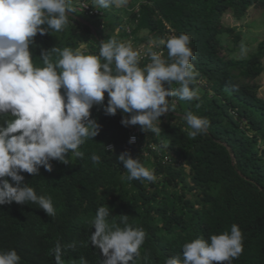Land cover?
<instances>
[{"label":"trees","instance_id":"1","mask_svg":"<svg viewBox=\"0 0 264 264\" xmlns=\"http://www.w3.org/2000/svg\"><path fill=\"white\" fill-rule=\"evenodd\" d=\"M262 5L264 0H127L124 23L89 2L100 16L76 10L62 32L43 25L49 33H38L30 45L36 67L44 66L43 50H49L55 62L59 53L53 48L98 55L100 43L111 38L119 41L146 31L160 41L170 33H185L191 38V63L197 73L193 87L199 98L191 102L169 98L176 107L159 118L160 135L148 132L149 142L158 144L172 161L179 160V168L144 158L137 148L128 151L154 170V182L124 179L127 172L116 156L127 151L128 130L120 120L128 114L118 110L115 116L105 115L94 105L91 118L100 131L81 145L83 159L72 158L70 165L52 161L50 173L43 167L34 176L23 173L24 182L38 194L51 196L56 215L47 216L32 203L0 205V250L15 249L20 264H55L53 250L60 242L63 264H80L81 257L88 264H101L104 257L89 237L97 209L107 206L109 225L124 227L121 215H127L129 225L146 233L135 264H165L166 258L181 253L185 242L229 231L232 224L242 231L243 252L231 264H264V100L258 97L257 83L264 72V41L255 53L237 60L221 55L219 40L221 34H234L222 24L227 11L239 21L249 9ZM238 42L239 36H234V45ZM162 49L167 58V49ZM149 62L150 57L144 58L140 66ZM107 98L105 93V105ZM188 111L210 122L206 133L195 139L188 136L183 119ZM136 127L140 143L147 141L148 133ZM108 145L112 151L106 150ZM93 153L101 163L91 162Z\"/></svg>","mask_w":264,"mask_h":264},{"label":"clouds","instance_id":"2","mask_svg":"<svg viewBox=\"0 0 264 264\" xmlns=\"http://www.w3.org/2000/svg\"><path fill=\"white\" fill-rule=\"evenodd\" d=\"M91 2L107 9L121 7L127 0ZM75 11L72 0H0V205L32 203L47 216L56 215L51 196L38 194L24 182L23 173L34 176L41 167L50 173L52 161L70 165V157L83 159L81 145L100 131L96 119L91 118L94 105L101 106L105 115L115 116L118 110L128 114L120 120L125 127L138 125L142 132L160 135L159 118L176 107L169 98L187 102L199 98L193 87L197 73L191 63V38L185 33L160 40L167 58L163 51L148 49L150 62L143 67L140 53L131 43L115 38L102 41L98 55L53 48L59 59L52 62L49 50H43L44 66H34L30 52L33 38L49 33L47 29L62 32ZM174 83L179 87H172ZM183 119L192 139L205 134L210 123L192 111ZM135 140L132 136L128 143ZM116 158L127 172V181L156 180L154 170L128 151ZM90 160L101 163L95 153ZM109 215V207L101 206L91 221L94 231L89 240L104 257L101 264H135L145 241L144 229L129 225L127 215H121L124 227L109 225ZM181 250L166 258L165 264H231L243 252V234L232 224L229 231L185 242ZM53 255L55 264H63L60 242ZM20 260L15 249L0 250V264H20ZM80 264L88 261L81 257Z\"/></svg>","mask_w":264,"mask_h":264},{"label":"rangeland","instance_id":"3","mask_svg":"<svg viewBox=\"0 0 264 264\" xmlns=\"http://www.w3.org/2000/svg\"><path fill=\"white\" fill-rule=\"evenodd\" d=\"M82 0H72L73 6ZM91 2V0H89ZM110 8V7H109ZM107 8L106 10H109ZM104 9V8H102ZM224 27L233 28L234 34H221L219 40L223 46L221 55L237 60L246 59L249 55L255 53L258 43L264 41V5L259 8L249 9L239 21L232 18L230 11H227L222 17ZM234 36H239V42L235 46L233 43ZM140 53H146V48H133ZM148 57V55L146 56ZM143 59V58H142ZM142 60L140 59V63ZM264 66V60L262 61ZM260 86L258 97L264 100V72L257 80ZM149 141V133L146 137ZM72 160V158L70 157ZM171 190V188H167Z\"/></svg>","mask_w":264,"mask_h":264},{"label":"built area","instance_id":"4","mask_svg":"<svg viewBox=\"0 0 264 264\" xmlns=\"http://www.w3.org/2000/svg\"><path fill=\"white\" fill-rule=\"evenodd\" d=\"M89 0H82L79 3L76 4L75 9L80 12L83 13L84 15H87L89 17H98L101 15V13L96 10V9H92L89 6ZM91 32L94 34V29L90 28ZM170 36H174L173 34H168L167 38H169ZM166 38V39H167ZM146 54L141 52V59L145 58ZM108 99V98H107ZM126 129L128 130V141L129 138L132 136L136 137V140L134 143L129 144L127 141V145L125 147V150L130 151L132 148H137L139 149L141 156H143L144 158H153L155 157L157 160H160L161 163L164 164H172L173 167L175 168H179L180 167V161L179 160H175L172 161V159L165 154V152H162L159 145L154 143V142H149V141H145L143 143H140L139 141V134L140 131L136 126H127ZM107 151H112L113 150V146L112 145H108L106 147Z\"/></svg>","mask_w":264,"mask_h":264},{"label":"crops","instance_id":"5","mask_svg":"<svg viewBox=\"0 0 264 264\" xmlns=\"http://www.w3.org/2000/svg\"><path fill=\"white\" fill-rule=\"evenodd\" d=\"M124 9H126L124 5L121 7L113 6L112 8L110 7L108 11L110 12L111 18H120V19L122 18L125 23L126 22L125 17L122 13V10ZM119 32L120 30L117 29L116 34H118ZM140 39L145 40V41L143 43L137 44L136 40H140ZM119 41L125 42V43L130 42L133 48L135 47L136 48H146V53L148 49H151L156 52H161V51H163V53L165 52V50L162 49L163 45L160 44V41L154 40L151 36L148 35L146 31H140L134 38H123V39H120ZM146 58H149V56L145 57V59Z\"/></svg>","mask_w":264,"mask_h":264}]
</instances>
